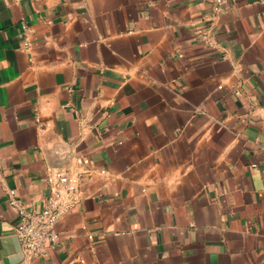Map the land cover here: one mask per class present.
Listing matches in <instances>:
<instances>
[{
	"label": "crops",
	"instance_id": "1",
	"mask_svg": "<svg viewBox=\"0 0 264 264\" xmlns=\"http://www.w3.org/2000/svg\"><path fill=\"white\" fill-rule=\"evenodd\" d=\"M0 264H264V0H0Z\"/></svg>",
	"mask_w": 264,
	"mask_h": 264
},
{
	"label": "built area",
	"instance_id": "2",
	"mask_svg": "<svg viewBox=\"0 0 264 264\" xmlns=\"http://www.w3.org/2000/svg\"><path fill=\"white\" fill-rule=\"evenodd\" d=\"M218 14L223 0H206ZM50 194L43 202L40 211L26 207L18 198L16 191L10 190V205L18 215L16 235L30 257H45L56 248L60 236L57 224L70 212L80 199L77 179L67 173L57 171L50 174Z\"/></svg>",
	"mask_w": 264,
	"mask_h": 264
}]
</instances>
